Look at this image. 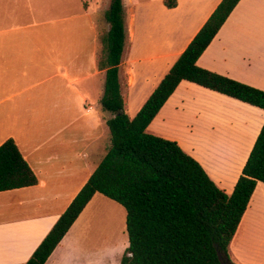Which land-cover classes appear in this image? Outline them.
<instances>
[{
    "label": "crops",
    "instance_id": "1",
    "mask_svg": "<svg viewBox=\"0 0 264 264\" xmlns=\"http://www.w3.org/2000/svg\"><path fill=\"white\" fill-rule=\"evenodd\" d=\"M220 1L176 0L167 7L163 0H132L127 7L122 0L124 112L138 111ZM94 5L0 0V144L13 139L37 178L0 191V264L27 261L109 145L112 113L100 103L105 70L96 61L98 35L109 29L108 4ZM196 63L264 90V0H239ZM263 123L264 109L181 80L147 131L176 141L231 193ZM100 194L44 264H103L83 254V227ZM229 249L238 264H264L263 182Z\"/></svg>",
    "mask_w": 264,
    "mask_h": 264
},
{
    "label": "trees",
    "instance_id": "2",
    "mask_svg": "<svg viewBox=\"0 0 264 264\" xmlns=\"http://www.w3.org/2000/svg\"><path fill=\"white\" fill-rule=\"evenodd\" d=\"M239 0H221L133 117L123 110L119 64L125 42L122 0H109L98 35L97 68L105 70L100 103L110 141L87 181L24 264H44L95 193L125 209L128 244L120 264H222L258 181L264 183V123L231 193L174 140L147 126L181 80L264 109V90L197 65ZM174 7L176 0H163ZM37 178L11 138L0 144V191L31 186Z\"/></svg>",
    "mask_w": 264,
    "mask_h": 264
},
{
    "label": "rangeland",
    "instance_id": "3",
    "mask_svg": "<svg viewBox=\"0 0 264 264\" xmlns=\"http://www.w3.org/2000/svg\"><path fill=\"white\" fill-rule=\"evenodd\" d=\"M85 1H91L92 4H95L94 6L100 9L108 4V0ZM123 1L128 7L132 0ZM128 110L125 113L129 117H133L137 113V111H132L133 108ZM100 195L101 198L87 217L83 227V254L102 257L103 264H120L119 257L128 244L125 229V209L116 201ZM233 262L238 264L234 259Z\"/></svg>",
    "mask_w": 264,
    "mask_h": 264
},
{
    "label": "water",
    "instance_id": "4",
    "mask_svg": "<svg viewBox=\"0 0 264 264\" xmlns=\"http://www.w3.org/2000/svg\"><path fill=\"white\" fill-rule=\"evenodd\" d=\"M218 256L222 264H230L227 261H225L224 257L222 256L221 252L218 251Z\"/></svg>",
    "mask_w": 264,
    "mask_h": 264
},
{
    "label": "bare ground",
    "instance_id": "5",
    "mask_svg": "<svg viewBox=\"0 0 264 264\" xmlns=\"http://www.w3.org/2000/svg\"><path fill=\"white\" fill-rule=\"evenodd\" d=\"M216 146V145H215ZM217 147V146H216Z\"/></svg>",
    "mask_w": 264,
    "mask_h": 264
}]
</instances>
